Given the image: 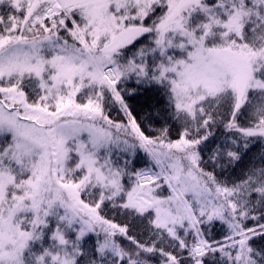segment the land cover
I'll list each match as a JSON object with an SVG mask.
<instances>
[{"label":"snow or ice","instance_id":"obj_1","mask_svg":"<svg viewBox=\"0 0 264 264\" xmlns=\"http://www.w3.org/2000/svg\"><path fill=\"white\" fill-rule=\"evenodd\" d=\"M0 264H264V0H0Z\"/></svg>","mask_w":264,"mask_h":264}]
</instances>
